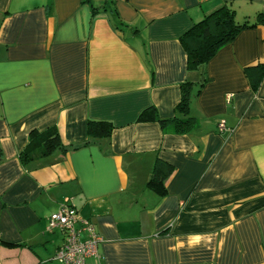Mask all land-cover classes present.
<instances>
[{
	"label": "crops",
	"instance_id": "0c3cea01",
	"mask_svg": "<svg viewBox=\"0 0 264 264\" xmlns=\"http://www.w3.org/2000/svg\"><path fill=\"white\" fill-rule=\"evenodd\" d=\"M223 3L239 22L264 12V0H0V264H62L64 234L45 227L63 204L102 238L85 264H264V79L253 92L244 74L264 63V25L204 73L186 69L179 40ZM205 76L189 133L137 122L150 106L172 116L180 84ZM88 120L114 129L86 142ZM51 126L65 151L26 150ZM157 159L174 167L162 195L147 186Z\"/></svg>",
	"mask_w": 264,
	"mask_h": 264
},
{
	"label": "trees",
	"instance_id": "16d2710c",
	"mask_svg": "<svg viewBox=\"0 0 264 264\" xmlns=\"http://www.w3.org/2000/svg\"><path fill=\"white\" fill-rule=\"evenodd\" d=\"M101 10L105 11L106 7L104 5L93 6L92 12L97 13ZM256 25H264V12H257L253 18H246L239 22L236 18L235 9L231 4L223 3L219 8L205 15L180 35L179 40L187 56L186 69L204 73L206 64L220 47L233 41L241 30L253 28ZM244 74L250 89L256 92L262 79H264V63L246 67ZM207 81H209V78L205 76L198 82L186 80L182 82L180 84L179 102L176 104L172 116L160 117L155 107L150 106L139 113L137 122H157L163 132L171 130L174 134L189 133L197 124L196 118L189 113L190 99L192 95L199 93L201 87ZM194 89L196 90L194 91ZM113 129L114 125L108 121L88 120V140L86 142L108 138ZM39 145L41 147L38 152L39 156H48L55 150H66L54 126L42 131L33 130L29 133L26 150ZM24 154L27 155L26 151ZM173 170L174 167L171 164L157 159L153 165L147 186L160 195L164 194L166 179Z\"/></svg>",
	"mask_w": 264,
	"mask_h": 264
},
{
	"label": "built area",
	"instance_id": "2783aa9c",
	"mask_svg": "<svg viewBox=\"0 0 264 264\" xmlns=\"http://www.w3.org/2000/svg\"><path fill=\"white\" fill-rule=\"evenodd\" d=\"M225 128L219 124V130ZM46 230L58 229L64 238L55 252V258L62 264H85L87 258L98 254L102 240L95 225L88 219L81 218L74 206L63 204L46 218Z\"/></svg>",
	"mask_w": 264,
	"mask_h": 264
},
{
	"label": "rangeland",
	"instance_id": "374dc122",
	"mask_svg": "<svg viewBox=\"0 0 264 264\" xmlns=\"http://www.w3.org/2000/svg\"><path fill=\"white\" fill-rule=\"evenodd\" d=\"M253 16H254V15H252L250 18H253ZM237 20H239V21H240V19H239V18H237ZM241 22H242V21H241Z\"/></svg>",
	"mask_w": 264,
	"mask_h": 264
}]
</instances>
